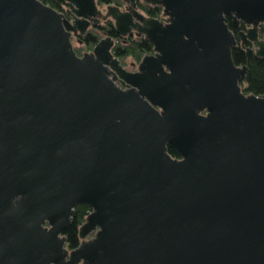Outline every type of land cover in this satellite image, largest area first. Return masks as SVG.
<instances>
[{
	"label": "water",
	"instance_id": "1",
	"mask_svg": "<svg viewBox=\"0 0 264 264\" xmlns=\"http://www.w3.org/2000/svg\"><path fill=\"white\" fill-rule=\"evenodd\" d=\"M118 1L0 0V264H264V95L240 87L264 0ZM99 19L154 54L128 72L104 37L77 56Z\"/></svg>",
	"mask_w": 264,
	"mask_h": 264
},
{
	"label": "trees",
	"instance_id": "2",
	"mask_svg": "<svg viewBox=\"0 0 264 264\" xmlns=\"http://www.w3.org/2000/svg\"><path fill=\"white\" fill-rule=\"evenodd\" d=\"M45 5L50 6L56 11L65 14L64 0H41ZM98 6L106 4H114L121 6L118 0H96ZM138 8L145 13L147 17L160 19L162 8L159 6H150L142 2H137ZM228 29L235 34L238 30V20L232 15L225 18ZM104 37H110L115 44L112 48L113 57L118 59L120 64L125 67L127 59H131L138 64L144 56L153 53V46L144 38H136L132 35L120 37L114 28L111 20L101 23L99 26H92L83 36L79 37L78 46L73 47L77 56L89 53L96 44ZM232 60L236 66L246 64V56L244 50L239 45L232 48ZM241 91L245 95H264V59L254 57L250 63L247 74L243 82L240 83ZM167 152L173 158H179L177 151L170 145L167 146ZM91 212V207L87 204H77L73 210L71 223L64 231L66 238V247L69 251L76 249L80 244L79 228L85 222L87 216ZM92 236V235H91Z\"/></svg>",
	"mask_w": 264,
	"mask_h": 264
},
{
	"label": "flooded vegetation",
	"instance_id": "3",
	"mask_svg": "<svg viewBox=\"0 0 264 264\" xmlns=\"http://www.w3.org/2000/svg\"><path fill=\"white\" fill-rule=\"evenodd\" d=\"M138 2H140V1H138ZM120 3H121V6H117V5H114V4H106V5H102V6H99L100 8L102 7H106V6H109V5H113V6H117V7H119L120 8V10L121 11H127V4L126 3H124V2H122V1H120ZM137 9L140 11V12H142L143 14H145L143 11H141L139 8H138V6H137ZM64 10H65V13L67 12V10H68V7L65 5L64 6ZM105 11V9L103 10V12ZM161 19V18H160ZM100 20V22H99V24H97L96 26H99L101 23H104L105 21H103L102 19H99ZM107 21V20H106ZM239 23V22H238ZM231 32V31H230ZM238 32H240V28H239V25H238V30H237V32L235 33V34H233L232 32V34H233V36L235 37V39H236V46L237 45H239V47L242 49V50H244V52H245V49H243L242 47H241V41L237 38V34H238ZM130 35H132V36H134V37H136L135 36V34L133 33V34H130ZM258 37H259V39H263L264 38V25H259L258 26ZM136 38H143V37H136ZM72 42H73V44L76 42L77 44H78V42H79V38L78 37H72ZM256 49V45L254 44L253 45V50H255ZM152 54H154V52L152 53ZM151 54V55H152ZM245 56H246V54H245ZM256 58H258V57H256ZM139 64V63H138ZM138 64H136L135 62H132L131 64H130V66H126L125 65V70H127L128 72H135L136 70H137V66H138ZM178 159H180V157L178 158Z\"/></svg>",
	"mask_w": 264,
	"mask_h": 264
},
{
	"label": "rangeland",
	"instance_id": "4",
	"mask_svg": "<svg viewBox=\"0 0 264 264\" xmlns=\"http://www.w3.org/2000/svg\"><path fill=\"white\" fill-rule=\"evenodd\" d=\"M102 8V7H101ZM73 46H75V47H77L78 46V44L75 42L74 44H73ZM133 61L129 58V59H127V61H126V66H130V64L132 63ZM90 237H92L91 235L90 236H88L87 237V239L88 238H90Z\"/></svg>",
	"mask_w": 264,
	"mask_h": 264
}]
</instances>
